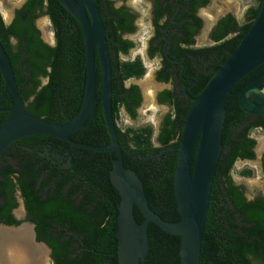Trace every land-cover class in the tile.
Listing matches in <instances>:
<instances>
[{
  "label": "trees",
  "instance_id": "1",
  "mask_svg": "<svg viewBox=\"0 0 264 264\" xmlns=\"http://www.w3.org/2000/svg\"><path fill=\"white\" fill-rule=\"evenodd\" d=\"M153 1L154 21L157 22L167 12V9H162L163 4L166 3L170 9L174 0ZM208 1L178 0L177 3L191 5L187 13L195 19L199 29L201 19L195 15V9ZM261 1L258 0L256 6L247 9L246 18L241 23L231 14L220 19L219 26L212 35L218 39L223 38L230 28L234 34L201 49L199 64L207 62L209 73L195 75L192 72L191 75L197 81L195 95L200 94L253 25L260 11ZM96 3L105 23L111 56V104L114 118L117 120L119 117L121 102L135 116L136 108L142 100L139 87L132 84L127 88L125 82L128 77L142 76L145 67L140 59L122 62L120 54L127 53L134 45L124 35L134 30L136 14L125 5L117 6L114 0H96ZM44 15L51 22L55 40L53 44L44 41L42 31L36 24V20ZM12 37L18 40L16 48L10 41ZM0 41L14 67L26 110L55 123L73 119L81 109L85 94V43L78 21L60 0H26L16 10L13 21L8 25L0 12ZM179 44L175 43L173 51L178 54L186 52ZM189 52L196 55V49ZM186 54L185 61L190 64ZM263 69L264 63L247 74L232 91L243 88ZM96 71L99 101L95 116L87 128L75 131L70 137L79 142L106 145L110 137L100 101L101 68L98 56ZM30 82H33L31 87ZM4 87V78L0 72V95ZM13 103V96L8 92L0 100V107H11ZM226 109L222 152L211 192L200 264H264V202L258 199L247 201L238 191L231 174L238 156L253 155L255 140L247 137L249 126L234 134L237 126L248 117L237 96L227 97ZM188 111L189 109L184 111V117H181V113H177L175 117H171V114L165 117L158 146L151 143V129L148 127L122 131L117 126L124 165L141 179L149 206L169 221L180 219L174 192V172ZM8 114L9 112H0V122ZM42 139L70 148L71 153H74L72 173L76 175V179L70 176V172V175L61 178L56 173L50 174L42 181V187L54 184V192L52 194L49 189L47 198L43 199L42 195L35 193L37 172H31L29 180L23 173L20 174L16 178L17 183L10 175L11 172H1L6 179L4 188L7 193L4 192L7 200L12 198L11 190L16 186L21 188L29 211L28 218L36 223L38 239L46 241L52 247L55 264H118L117 232L121 195L110 178L111 153L71 146L64 140L50 136L33 135L17 141L33 145L34 141ZM221 179L224 181L223 188L219 184ZM68 182L69 187L63 193V187ZM16 205L17 202L0 203V216L6 218L9 224L17 222L10 216ZM134 214L136 221L142 222L143 215L137 206L134 207ZM68 231L79 234L77 239L81 251L76 252V255H70L68 251L73 237L61 239ZM148 235L150 245L144 264H181L179 235L167 233L153 222L148 226Z\"/></svg>",
  "mask_w": 264,
  "mask_h": 264
},
{
  "label": "water",
  "instance_id": "2",
  "mask_svg": "<svg viewBox=\"0 0 264 264\" xmlns=\"http://www.w3.org/2000/svg\"><path fill=\"white\" fill-rule=\"evenodd\" d=\"M60 2L76 18L84 37L85 94L81 109L73 119L65 123H55L28 112L20 94L14 67L0 41V72L5 82L0 100L8 92L14 100L11 107H0V111L9 112L0 122V158L13 142L33 135L50 136L75 147L110 152V178L121 195L117 232L118 264H138L140 260H144L149 247L148 226L151 222L165 232L181 237V264H200L211 192L222 152L227 97L237 96L240 106L248 113L264 114V69L243 88L232 91L247 74L264 63V0L261 1L259 14L253 25L200 94H187L192 105L182 128L174 172V192L180 213L177 221L164 219L149 206L141 179L124 165L111 106L112 66L107 32L96 0ZM13 16L12 11L8 24ZM43 38L46 40L44 36ZM97 56L101 68L100 101L110 137L106 145L79 142L70 137L75 131L87 128L95 116L99 101ZM135 206L143 215L140 223L135 218ZM39 244L47 253V246L42 242Z\"/></svg>",
  "mask_w": 264,
  "mask_h": 264
},
{
  "label": "flooded vegetation",
  "instance_id": "3",
  "mask_svg": "<svg viewBox=\"0 0 264 264\" xmlns=\"http://www.w3.org/2000/svg\"><path fill=\"white\" fill-rule=\"evenodd\" d=\"M25 1L26 0H24V2H22L20 6H16L14 8L13 19L15 17L16 10L19 7H21L25 3ZM149 1L151 3V10H150L151 17H150V26H149L150 35L147 38V46H146L145 54L149 59H153L156 61V66L153 75L154 77L153 82L156 84L155 87L156 92L154 94V100L156 104L167 109L166 113L162 116L160 122V129L157 135L158 143L157 145H155L158 146L159 145L158 137L165 117L168 114H171V117H175L177 113L178 114L181 113V117H184L185 114L184 111L190 109L191 107L190 105H192L191 104L192 101L189 99L187 94L189 93L192 96H197L194 94L195 93L194 89L197 81L191 75L192 72H194L195 75L209 73L208 69L206 68L207 62L204 63V65L199 64V59H201L199 55L201 54L200 52H202L203 50L202 48L214 45L217 42L222 41L225 38H229L234 34L233 33L234 31L232 30V28H230L228 33L223 38L218 39L212 35V33L217 30L220 19L228 14H231L238 21V23L241 22L231 12L221 14L214 21V24L209 33V36L207 38V40H209V44L200 45L198 44L199 42L198 35L201 33L205 24L204 17L200 13V11L203 8L209 6L210 0L206 3L203 2L195 9V15L201 19V27H199V29H197L196 26L197 22L195 21V19L187 13L191 9V5L178 4L177 3L178 0H174L173 5L169 9L167 8L166 3H164L162 9H167V12L164 13L156 22L154 21V17H155L154 1L153 0H149ZM126 8H128L130 11L136 14V12L133 9L127 6ZM44 16H46L49 19L47 15ZM245 18H246V14H245ZM5 23L8 25L7 21H5ZM134 25H135L134 30L130 33L125 34L124 38H128L127 35L134 34L136 32L137 29L136 19L134 21ZM192 25H195V27H192ZM128 39L131 40L133 43H135L132 39L130 38ZM10 41L12 45L16 48L18 44V40H16V38L14 40V37H12ZM175 43L178 44L180 43L179 44L180 47L184 48V51L186 52H182L181 54H178L177 51L174 52L173 48L176 47ZM131 49L132 47L129 49V51ZM193 49H196V55L189 52L190 50ZM129 51L127 53H121V54H128ZM185 53H187L186 55L189 57L190 64L186 63L185 61L186 60ZM193 80L194 83H191ZM32 84L33 82H30L29 87H31ZM132 84L138 85L139 93L142 99L141 103L136 108V115L132 116L127 110L126 104L122 102L120 103L119 115L123 111L130 118H136L138 116L139 109L143 106L145 96L142 86L140 84L135 82H130L127 84L125 82V86L127 88L130 87V85ZM0 112H7V111H0ZM246 114L248 117L244 119V121L237 126L236 130L234 131V134L239 133L241 130L249 126V134L247 135V137L255 140V145L252 149L253 155L244 156V157L238 156L233 166L235 165L236 162H241L244 164H250L254 162L256 164L253 165L254 170L252 169L253 170L252 175L256 173L254 177H258L256 179H253L256 193H254L251 196L250 195L248 196L246 190L247 188L243 182H236L234 179L233 182L236 186H238L237 188L238 191L242 193L243 197L247 201L250 202L258 199L261 202H264V139L260 150L257 151L256 147L258 144V140L253 134V132L264 133V114L248 113V112H246ZM115 122H116V126H118L122 131H124L119 126V117L117 118V120H115ZM111 159H112V154H111ZM73 160H74V153H71L69 147L65 145H59L51 140H45V139H42L40 141H34L33 145L15 141L6 149V151L0 158V203L17 202V205L10 212L11 218L16 220L17 222L9 224L7 223L8 220L6 218L0 216V229L2 227L17 228L21 224L28 225V227L31 230V241L34 244H39L40 242H42L47 246L48 252L45 254L44 256L45 258H43L44 260H46L47 264H55L53 258V249L48 245L46 241L42 239H38L36 223L28 218L29 211L27 209V205L25 204L26 199L23 196L21 188L16 186L13 190H11L12 198L9 201L7 200L6 198L7 196L5 195L7 192L6 189L4 188L6 179L2 176L1 172L3 173L11 172L10 175L13 176L16 183H17L16 178L20 174L23 173L26 176V179L29 180L28 175L31 172L32 173L37 172L38 174L37 177L35 178V184H34L35 193H39L40 195L43 196L42 198L44 199L47 198L49 189L51 190L52 194L54 192V184H50V185L45 184L44 187H42V181H44L50 174L56 173L57 176L61 178L62 176L70 175L71 173L70 176H72L74 180L76 179V175L72 173ZM69 184L70 183L68 182L64 185L63 193L66 192L67 188L69 187ZM219 184H221L223 188L224 185L223 179L220 180ZM78 235H79L78 233H75L73 231H68L61 238V239L63 238L70 239V236L73 237L74 240L72 241V244L68 245V251L70 255H76V252L81 251V248L79 247V241L77 239ZM149 245H150V241H149ZM147 255H148V251L147 254L145 255L144 260H140L138 264H144ZM35 259H33L35 262L38 261L41 262V258L35 257Z\"/></svg>",
  "mask_w": 264,
  "mask_h": 264
},
{
  "label": "rangeland",
  "instance_id": "4",
  "mask_svg": "<svg viewBox=\"0 0 264 264\" xmlns=\"http://www.w3.org/2000/svg\"><path fill=\"white\" fill-rule=\"evenodd\" d=\"M114 1L117 6L126 5L136 12V32L134 34L127 35L128 38L135 42L134 46L128 54H120V59L122 62H130L140 59L145 67V73L142 76H131L126 79L127 84L135 82L142 86L145 96L143 106L139 109V113L136 118H130L122 111L119 115V126L123 130H127L128 128L137 130L148 127L151 129L150 141L152 144L157 145V135L160 129L161 118L166 113L167 109L156 104L154 100L156 84L153 82V75L156 61L149 59L145 54L147 38L150 35L149 26L151 3L149 0ZM22 2H24V0H0V12L5 21L9 20L14 8L16 6H20ZM257 4L258 0H210L209 6L200 11L204 17L205 24L201 33L198 35V44H209V40H207V38L214 21L218 16L223 13L231 12L240 22H243L245 20L247 9L251 6H256ZM36 23L42 31L46 41L53 44L54 33L49 19L46 16H41L36 20ZM253 134L258 140L256 150L259 151L263 143L264 133L253 132ZM253 165L256 164L254 162L250 164L236 162L231 171L232 177L236 182H243L245 184L248 196L256 193L253 179L258 177H254L256 173L252 175L254 170Z\"/></svg>",
  "mask_w": 264,
  "mask_h": 264
},
{
  "label": "bare ground",
  "instance_id": "5",
  "mask_svg": "<svg viewBox=\"0 0 264 264\" xmlns=\"http://www.w3.org/2000/svg\"><path fill=\"white\" fill-rule=\"evenodd\" d=\"M45 254L41 245L31 241V230L28 225L21 224L17 228L0 229L1 264H45L43 259ZM35 257L41 258V262H35L33 260Z\"/></svg>",
  "mask_w": 264,
  "mask_h": 264
}]
</instances>
